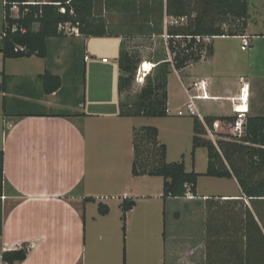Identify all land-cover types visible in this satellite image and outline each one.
Wrapping results in <instances>:
<instances>
[{"label": "crops", "instance_id": "1", "mask_svg": "<svg viewBox=\"0 0 264 264\" xmlns=\"http://www.w3.org/2000/svg\"><path fill=\"white\" fill-rule=\"evenodd\" d=\"M3 7L0 0V34ZM253 23L242 35L215 37L211 58L174 71L201 67L180 78L179 112L193 83L206 79L212 99L197 101L194 119L233 118L244 78L250 83L248 116L264 117V30L251 31ZM241 36L250 37L248 50L241 49ZM87 42L50 39L46 58L4 59L0 53V83L7 76L0 92V264L4 252L21 249L27 258L14 264H246V223L249 214L256 218L251 199L235 179L204 176L195 162L201 176L192 199L164 202L161 177L133 176V130L144 127L137 123L145 117L119 116L118 58L115 71H94ZM46 70L62 80L50 95L39 79ZM169 102L168 92V113ZM203 177L212 185L203 188ZM154 179L160 185L154 187ZM128 197L136 205L126 215L123 247L109 201ZM99 203L107 205V215L99 213Z\"/></svg>", "mask_w": 264, "mask_h": 264}, {"label": "trees", "instance_id": "2", "mask_svg": "<svg viewBox=\"0 0 264 264\" xmlns=\"http://www.w3.org/2000/svg\"><path fill=\"white\" fill-rule=\"evenodd\" d=\"M28 0H4L3 29L0 34V53L4 59L29 57L46 58L48 41L63 38L59 25L77 26L84 38H121L118 64L120 70V117H168V76L172 71L181 72L188 66L211 58L212 43L198 42L197 38L239 36L244 34L249 17L250 0H47L43 5L22 7L17 18L12 17L5 2ZM165 17L183 18L179 26L164 25ZM240 23L235 30H225V22ZM38 25V28H35ZM14 27L17 29L14 31ZM167 36L168 38H165ZM158 38L161 49L155 53L154 75L147 76L146 84L132 102L123 97L133 87L137 70L144 62L139 51L128 47L125 40ZM22 48L23 50H18ZM169 51L171 58H168ZM151 62V61H150ZM83 68V80L85 77ZM45 94H53L62 87L59 76L49 70L39 76ZM7 76L3 75L0 92H3ZM217 119L204 118L206 126ZM222 122L233 118H221ZM204 124L194 119L193 146L207 150V177L235 179L242 193L253 202L256 218L249 214L246 223V264H264V117L247 118L245 135L240 139L225 137L217 144L203 137ZM220 135V134H219ZM220 137H223L222 135ZM134 158L132 175L161 177L164 202L171 198H184L186 185L196 195L201 174L187 171L184 160L167 161V147L159 140V130L142 127L133 130ZM3 187V157L0 161V193ZM94 201V200H92ZM136 205L134 198H124L120 205L125 238L126 215ZM101 215L109 208L98 204ZM27 258L24 249L3 253L4 264L22 262ZM125 260V251H124Z\"/></svg>", "mask_w": 264, "mask_h": 264}, {"label": "rangeland", "instance_id": "3", "mask_svg": "<svg viewBox=\"0 0 264 264\" xmlns=\"http://www.w3.org/2000/svg\"><path fill=\"white\" fill-rule=\"evenodd\" d=\"M256 22L258 23L251 31H259L260 29L264 30V0H250V8H249V17L248 21ZM263 23V24H262ZM254 24V23H253ZM238 26L241 27L240 23L227 20L223 26V28L227 30H235ZM260 27V28H259ZM35 28H38L37 26ZM1 30V29H0ZM87 40L89 47H88V55L92 56L90 61V65H94L96 69L94 71H104L108 68H113L114 71L118 69L117 65V58L118 54L120 52V41L116 37H102V38H89L85 39ZM122 41V40H121ZM218 42V41H217ZM124 43L130 48H132L134 51H139L141 54L142 60L148 61L151 64L155 65L154 62L157 58H155V53L160 50L162 47L159 44L158 38H135L132 40H125ZM167 57L171 58V55L169 51L166 52ZM106 59V62H109L107 65H103L102 59ZM142 65V64H141ZM140 65V67H141ZM140 67L137 70L135 82L133 84V87L126 93V95L123 97L125 100L132 102L137 96L139 95L141 89L146 84L145 78L144 82H140ZM199 65L187 69L184 73H198ZM154 70V68H153ZM151 71L149 75L153 76L155 71ZM92 69L89 71V75L92 76L93 72ZM184 73L182 75L174 73H170L168 76V92L170 94V102H169V114L168 118H159V119H149L144 118L140 121H138L139 126L144 127H155L159 130V140L162 144L166 145L167 147V159L169 162H178L182 159L185 160L188 169H193L194 162L196 163V170L205 172L207 169V150L205 148H200L197 151L196 160L193 161L191 152H192V146H193V136H194V129H193V120L194 116H190L186 114L187 109H182L180 112L183 115H178L179 112V106L182 105L184 101V91H183V85L181 83L180 78L184 76ZM139 84V85H138ZM115 92L118 90L117 84L114 85ZM118 92V91H117ZM114 95V94H113ZM115 96V95H114ZM113 102V100H112ZM115 103V102H114ZM208 105L215 106L214 102H209ZM115 107V105H114ZM116 109H119L120 106L116 105ZM185 114H184V113ZM213 125V124H212ZM212 126H206V132L203 135V137L207 140H210L214 142V144H217L219 140H227L225 137L227 134L225 132L216 133L213 131ZM212 131V132H211ZM211 132V133H210ZM216 133V134H215ZM211 134L213 137H211ZM220 134V135H219ZM223 137H220V136ZM127 165V164H126ZM130 168V162L128 164V171ZM129 174V173H127ZM121 177H127V176H121ZM157 179H154L152 181V185L156 187L158 184L160 185L161 180L156 181ZM212 181H209L208 178L203 177L200 180V185L205 188L206 186L212 185ZM228 184V183H227ZM231 184V183H230ZM122 200H111V212L110 217L114 218V220L118 221V224L120 226L119 231V241L120 246L124 247L123 240H124V234H123V222L120 221L121 212L119 213V203ZM92 208L95 214H97V205H94ZM119 217V218H118Z\"/></svg>", "mask_w": 264, "mask_h": 264}, {"label": "built area", "instance_id": "4", "mask_svg": "<svg viewBox=\"0 0 264 264\" xmlns=\"http://www.w3.org/2000/svg\"><path fill=\"white\" fill-rule=\"evenodd\" d=\"M47 2V0H28L27 2H5L6 5L10 7V12L12 17L17 18L20 14V11L22 7L24 8V11H28V6L31 5H43ZM186 17L183 18H170L165 17L164 25L165 27L169 26H179L186 22ZM17 28L14 27V31ZM58 32L62 33L64 37H74V38H80L82 37L81 32L77 26H72L69 24L59 25ZM165 38H168L165 36ZM215 37H206V38H197V41L204 42V43H211V41ZM241 49L242 50H248L251 46V40L249 36H241ZM23 50L22 48L17 49ZM85 60H89V57L86 56ZM103 61H106L103 60ZM141 68V67H140ZM154 68V67H153ZM153 68H151L153 70ZM151 71H148V74ZM142 82H144L145 78ZM241 89L239 92V95L234 98V101L236 103L234 107V117L231 121H215L213 122L212 129L216 133L225 132L230 138L234 139H240L245 135L246 132V125H247V118L249 115V91H250V83L244 80V78L241 79ZM212 97L209 94V82L206 79H200L193 83L192 87L188 90V101L186 103V109L187 113L190 116H199V113L197 111L196 103L200 100H210ZM178 115H182L181 112L178 113ZM212 132V131H211ZM210 132V133H211ZM215 133V134H216ZM211 137L213 135L211 134ZM187 188V194L186 197L192 199L194 198V194L191 191V187L189 185H186Z\"/></svg>", "mask_w": 264, "mask_h": 264}, {"label": "bare ground", "instance_id": "5", "mask_svg": "<svg viewBox=\"0 0 264 264\" xmlns=\"http://www.w3.org/2000/svg\"><path fill=\"white\" fill-rule=\"evenodd\" d=\"M155 67V65L149 63L148 61L143 62L140 68V82L143 81L141 78H146L148 76V71H152L151 68ZM139 85V84H138Z\"/></svg>", "mask_w": 264, "mask_h": 264}]
</instances>
